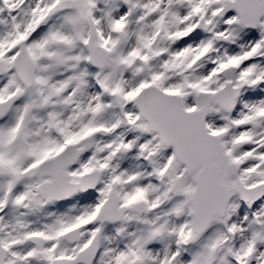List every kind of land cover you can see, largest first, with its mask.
Returning <instances> with one entry per match:
<instances>
[{
    "label": "snow or ice",
    "instance_id": "snow-or-ice-1",
    "mask_svg": "<svg viewBox=\"0 0 264 264\" xmlns=\"http://www.w3.org/2000/svg\"><path fill=\"white\" fill-rule=\"evenodd\" d=\"M0 264H264V0H0Z\"/></svg>",
    "mask_w": 264,
    "mask_h": 264
}]
</instances>
